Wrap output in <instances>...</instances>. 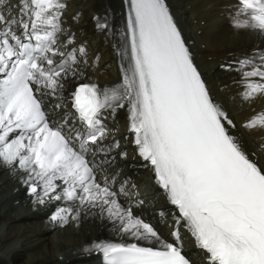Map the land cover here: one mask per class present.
I'll use <instances>...</instances> for the list:
<instances>
[{
  "label": "snow or ice",
  "instance_id": "6c2138e0",
  "mask_svg": "<svg viewBox=\"0 0 264 264\" xmlns=\"http://www.w3.org/2000/svg\"><path fill=\"white\" fill-rule=\"evenodd\" d=\"M126 3L122 81L103 88L79 83L71 98L84 130L66 131L68 122L52 123L44 106V98H59L64 79L80 75L87 63L86 47L75 45L74 34L62 39L66 0H0V162L18 165L35 203L73 202L58 207L52 221L67 224L69 217L78 220L81 211L98 208L121 236L132 237L134 242L100 240L83 249L102 253L103 264H191L181 226L209 264H264V164L230 131L235 125L213 97L167 0ZM238 5L233 27L264 36V0ZM95 19L99 30L109 28ZM236 64L243 99L264 96V50ZM125 106L139 156L178 210L166 225L173 242L121 202L126 181L115 188L117 174L104 167L111 164L112 148H119L118 141L103 143L104 112ZM244 126L264 129V113ZM258 147L264 151V144ZM97 153L105 159L97 161ZM158 215L166 217L163 210Z\"/></svg>",
  "mask_w": 264,
  "mask_h": 264
},
{
  "label": "bare ground",
  "instance_id": "6f19581e",
  "mask_svg": "<svg viewBox=\"0 0 264 264\" xmlns=\"http://www.w3.org/2000/svg\"><path fill=\"white\" fill-rule=\"evenodd\" d=\"M97 1L66 0L67 9L63 14L66 31L62 39L74 34L75 45L83 44L86 47L87 63L80 67V75L75 78L69 75L64 79L59 98H44L45 109L54 124L64 123L62 118L70 120L73 117L71 93L79 83L95 82L102 88L110 86L111 82L122 78V65L127 66V60L120 55L121 45L111 36L112 27L110 30H99L96 27L95 17H100L101 22H106L109 27L115 21L114 15L107 16L110 12L103 7L104 3ZM120 1L116 0L117 4L111 13L119 12ZM12 2L15 3V0ZM167 3L213 97L235 125L230 131L240 139L249 154L255 152L259 162L264 164V151H260L258 147L264 144V129H249L244 126L252 118L264 113V96L244 100L241 95L244 85L236 70L237 60L250 55L255 49L264 50V36L233 27L232 14L239 6L238 0H167ZM223 13L226 15L221 16ZM222 17L226 21L219 24ZM117 23L122 32L126 31V24L122 19H118L114 25ZM70 48L71 46L66 50ZM227 65H232V68L228 70ZM46 104L50 106L49 109ZM56 104L61 107L56 108ZM65 108L66 114L55 115ZM107 118L110 119L106 121ZM104 121L108 128V140L104 144L111 146L114 141L119 142V148H112L107 157L111 161L110 166L105 164L104 167L109 173L117 174L115 188H119L120 181L126 178L131 180L126 182L127 195H121V202L132 206L135 214L153 223L165 240L173 242L171 228L166 225L170 219L173 223L178 210L167 200L151 166H146L147 162L138 154L137 146L133 143L134 137L129 131L127 106L116 110L114 114L105 111ZM125 151L126 158L119 155ZM104 159L103 153H97V161ZM24 175L18 166L0 162V252L12 260L9 263L7 258H2L0 264H55L60 255L68 264H103L102 253L93 251L89 254L83 249L100 240L134 242L130 236H121L112 221L106 216L101 217L98 208L81 211L78 220L69 217L67 224L51 220V212L54 211L52 208L45 210L46 212L35 211L34 208L47 204L58 208L73 206V202L60 200L35 203V197L30 194L28 186L26 189L21 187ZM30 197L33 198L30 200ZM137 201L143 203L137 204ZM145 201H149L146 206ZM74 206L79 207V204ZM162 210L166 217L158 215ZM180 237L182 242L187 243V247L196 243L184 226L180 227ZM0 257L4 256L0 254Z\"/></svg>",
  "mask_w": 264,
  "mask_h": 264
},
{
  "label": "rangeland",
  "instance_id": "374dc122",
  "mask_svg": "<svg viewBox=\"0 0 264 264\" xmlns=\"http://www.w3.org/2000/svg\"><path fill=\"white\" fill-rule=\"evenodd\" d=\"M101 1H103V2H101ZM105 1V2H104ZM104 3L103 4V7H105V9H109L108 11L111 13L112 11L111 10H114V8H115V5L117 4L116 3V0H98L97 1V3ZM107 2H108V4H107ZM105 3H106V5H105ZM111 4V5H110ZM113 7V8H112ZM108 11H107V13H108ZM108 13L107 14V16H111V15H114V20L115 21H113V19H111V21H113L112 23V25H110V27H109V30L111 29V27H112V29L110 30L111 31V33L113 34L112 36H113V38L119 43V45H123V43H124V40H123V38H121L122 36H120L121 35V30H120V28L118 27L119 25H118V23L117 24H115L114 25V23H116L117 21H118V19H122V16H121V14H114V12L113 13ZM224 14V15H223ZM221 16H225L226 14L225 13H223ZM223 22H225L224 21V17H222V19H220V21H219V24H222ZM117 29V30H116ZM108 30V31H109ZM109 31V32H110ZM118 33V35H116ZM115 34V35H114ZM120 34V35H119ZM120 37V38H119ZM122 39V41H120ZM120 41V42H119ZM122 42V43H121ZM242 46V45H241ZM228 70H230V69H228ZM243 139H245L244 138V136L242 137ZM241 138V139H242ZM23 172V171H22ZM23 181V180H22ZM12 205V204H11ZM8 206H10V205H8ZM6 207H4V209H5ZM157 224H161V223H157ZM164 230V229H163ZM1 233H3V232H1ZM5 258H7L8 259V257H5ZM0 261H1V257H0ZM10 261H11V259H10ZM12 262V261H11Z\"/></svg>",
  "mask_w": 264,
  "mask_h": 264
},
{
  "label": "water",
  "instance_id": "95a60500",
  "mask_svg": "<svg viewBox=\"0 0 264 264\" xmlns=\"http://www.w3.org/2000/svg\"><path fill=\"white\" fill-rule=\"evenodd\" d=\"M57 264H66V261H61V262H58Z\"/></svg>",
  "mask_w": 264,
  "mask_h": 264
}]
</instances>
